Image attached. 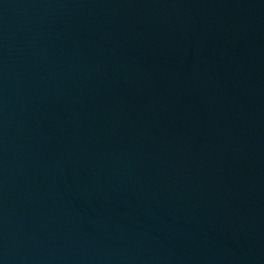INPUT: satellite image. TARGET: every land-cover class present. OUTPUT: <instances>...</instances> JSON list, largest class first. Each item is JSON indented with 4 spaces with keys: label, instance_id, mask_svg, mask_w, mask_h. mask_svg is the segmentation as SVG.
Wrapping results in <instances>:
<instances>
[{
    "label": "water",
    "instance_id": "obj_1",
    "mask_svg": "<svg viewBox=\"0 0 264 264\" xmlns=\"http://www.w3.org/2000/svg\"><path fill=\"white\" fill-rule=\"evenodd\" d=\"M0 264H264V0H0Z\"/></svg>",
    "mask_w": 264,
    "mask_h": 264
}]
</instances>
